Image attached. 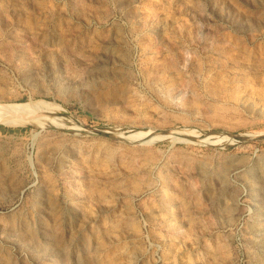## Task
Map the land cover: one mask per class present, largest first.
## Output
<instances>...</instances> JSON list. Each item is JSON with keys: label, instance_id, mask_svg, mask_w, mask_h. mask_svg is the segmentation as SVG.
<instances>
[{"label": "rangeland", "instance_id": "obj_1", "mask_svg": "<svg viewBox=\"0 0 264 264\" xmlns=\"http://www.w3.org/2000/svg\"><path fill=\"white\" fill-rule=\"evenodd\" d=\"M31 98L0 264H264V0H0V104Z\"/></svg>", "mask_w": 264, "mask_h": 264}, {"label": "bare ground", "instance_id": "obj_2", "mask_svg": "<svg viewBox=\"0 0 264 264\" xmlns=\"http://www.w3.org/2000/svg\"><path fill=\"white\" fill-rule=\"evenodd\" d=\"M48 104H58L50 102L45 99H34L31 98L27 103H11V104H0V122L8 124H16L21 121L19 115L14 114L24 113L30 106L46 108ZM59 105V104H58ZM256 192V191H255Z\"/></svg>", "mask_w": 264, "mask_h": 264}]
</instances>
